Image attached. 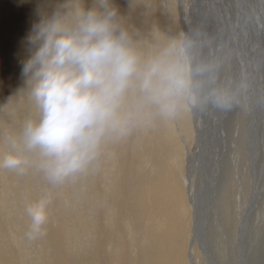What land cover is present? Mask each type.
I'll use <instances>...</instances> for the list:
<instances>
[{"label":"rangeland","instance_id":"374dc122","mask_svg":"<svg viewBox=\"0 0 264 264\" xmlns=\"http://www.w3.org/2000/svg\"><path fill=\"white\" fill-rule=\"evenodd\" d=\"M160 174V264H264V0H0V264H158Z\"/></svg>","mask_w":264,"mask_h":264},{"label":"bare ground","instance_id":"6f19581e","mask_svg":"<svg viewBox=\"0 0 264 264\" xmlns=\"http://www.w3.org/2000/svg\"><path fill=\"white\" fill-rule=\"evenodd\" d=\"M123 11V10H122ZM134 17V16H133ZM136 18V17H135ZM124 21V20H123ZM130 23V22H129ZM131 24V23H130ZM143 25H145V24H143ZM146 28V27H145ZM146 30H147V28H146ZM150 30V29H149ZM151 32V31H150ZM116 33V32H115ZM115 35H117V34H115ZM137 37H138V35H137ZM153 39V38H152ZM152 41V40H151ZM85 46V45H84ZM90 49V48H89ZM118 52V51H117ZM116 54V53H115ZM114 54V55H115ZM119 59V58H118ZM119 62V61H118ZM111 67H112V65H111ZM120 67V66H119ZM113 69V68H112ZM117 70V67L116 68H114V70ZM113 70V71H114ZM122 70V69H121ZM123 70H125L124 68H123ZM110 71V70H109ZM107 72H108V70H107ZM110 72H112V71H110ZM120 72V71H119ZM125 72V71H124ZM126 73H127V71H126ZM120 74H121V72H120ZM128 74V73H127ZM126 74V75H127ZM118 75H119V73H118ZM117 76V75H116ZM123 76V75H122ZM118 77V76H117ZM120 77V76H119ZM135 77V76H134ZM137 77V76H136ZM125 78V77H124ZM127 78V77H126ZM129 78V77H128ZM122 79V78H121ZM93 90H94V88H92ZM95 91H96V89H95ZM94 94H95V92H94ZM95 105V104H94ZM151 106V105H150ZM150 106H148V107H150ZM152 107V106H151ZM151 109V108H150ZM153 109V108H152ZM151 109V110H152ZM151 110H149V111H151ZM99 111V110H98ZM148 111V112H149ZM155 111H153V113H154ZM89 114H92V113H89ZM151 114V113H150ZM102 115H103V113H102ZM168 115V114H167ZM154 116V115H153ZM159 116V115H158ZM155 117V116H154ZM142 118V117H141ZM145 118V117H144ZM152 118V117H151ZM150 118V119H151ZM160 118H162L161 117V115L159 116V119ZM164 118V117H163ZM149 118H147V121H149L148 120ZM88 120V119H87ZM120 120V119H119ZM140 120V119H139ZM142 120V119H141ZM145 120V119H144ZM143 120V121H144ZM153 120V119H152ZM155 120V119H154ZM162 120V119H161ZM136 121V120H135ZM160 121V120H159ZM163 121V120H162ZM139 122V121H138ZM151 122V123H150ZM150 122H148V123H150V124H152L153 122L150 120ZM155 123H157L156 121H154ZM161 122V121H160ZM161 124V123H160ZM110 125V124H109ZM129 125V126H128ZM128 125H127V127H130V124L128 123ZM132 125H134V124H132ZM153 125V124H152ZM135 126V125H134ZM134 126H132V127H134ZM150 125H147V127H149ZM160 126V125H159ZM168 126V125H167ZM143 127V126H142ZM152 127V126H151ZM150 127V128H151ZM154 127V126H153ZM162 127V126H161ZM100 128V127H99ZM111 128V127H110ZM113 128V127H112ZM108 129V128H107ZM120 129V128H119ZM130 129V128H129ZM159 129V128H158ZM166 129V128H165ZM105 130V129H104ZM133 130V129H132ZM101 131V130H100ZM106 131V130H105ZM129 131V130H128ZM136 131H138V130H136ZM155 131V130H154ZM159 131H161V132H163L162 130H159ZM116 132V131H115ZM120 132V131H119ZM132 132V131H131ZM152 128H151V131H150V133H151V135H152ZM133 133V132H132ZM140 133V132H139ZM153 133H157V131H155V132H153ZM160 133V132H159ZM158 133V134H159ZM168 133V132H167ZM130 134V133H129ZM141 135L143 134V133H140ZM154 134V135H155ZM157 134V135H158ZM161 134V133H160ZM116 135H117V133H116ZM116 135H114V136H116ZM118 135H119V133H118ZM117 135V136H118ZM122 134H120V136H121ZM144 135V134H143ZM142 135V136H143ZM147 135H149V134H146L145 136L146 137H148ZM130 136V135H129ZM140 136V135H139ZM153 136V135H152ZM151 136V137H152ZM103 137H104V135H103ZM113 137V136H112ZM146 137H145V140H144V138H143V140L144 141H146ZM154 137V136H153ZM157 137V136H156ZM155 137V138H156ZM108 139H110L109 137H107ZM140 138V137H139ZM166 138V137H165ZM104 139V138H103ZM127 139V138H126ZM169 139V138H168ZM148 140V139H147ZM165 140V139H164ZM112 141V140H111ZM130 141V140H129ZM105 142V141H104ZM113 142V141H112ZM166 142V141H165ZM164 142V143H165ZM109 143V142H108ZM130 143V142H129ZM136 143V142H135ZM138 143V142H137ZM163 143V144H164ZM120 144V143H119ZM126 144V143H125ZM140 144V143H139ZM142 144H143V142H142ZM168 144H169V142H168ZM105 145V144H104ZM111 145V144H110ZM145 145V144H144ZM143 145V146H144ZM165 145V144H164ZM106 146H108V145H106ZM114 146V145H113ZM121 146V145H120ZM123 146V145H122ZM141 146V145H140ZM142 146V147H143ZM115 147H118V146H115ZM130 147V146H129ZM128 147V148H129ZM119 148V147H118ZM125 148V147H124ZM127 148V147H126ZM120 150H121V148H119ZM142 149H144V147L142 148ZM140 150V149H139ZM146 151V150H145ZM112 152V151H111ZM117 152V151H116ZM104 153V152H103ZM120 153V152H119ZM118 156V155H117ZM106 157V156H105ZM120 157V156H119ZM118 157V158H119ZM15 158V157H14ZM101 158V157H100ZM122 158V157H121ZM120 158V159H121ZM174 159V158H173ZM113 160V159H112ZM125 160V159H124ZM107 161V160H106ZM119 161H121V160H119ZM132 161L134 162V159H132ZM9 162H11V161H9ZM113 162H114V160H113ZM115 164V163H114ZM119 164V163H118ZM135 163H133V165H134ZM117 165V164H116ZM112 166V165H111ZM114 166V165H113ZM115 168V167H114ZM117 168V167H116ZM119 168V167H118ZM118 168H117V170H118ZM120 171H121V169H120ZM115 174V173H114ZM117 174H120V173H118L117 172ZM116 174V175H117ZM169 174V173H168ZM172 174V173H171ZM122 177V175H120V178ZM97 178H98V176H97ZM116 177H115V175H114V179H115ZM129 180H130V178H128ZM96 180V179H95ZM104 180L106 181V178H104ZM109 181H111L110 179H108ZM113 180V179H112ZM108 181V182H109ZM163 181H164V177H163V175L162 174H160V175H158L156 178H155V180H154V183H153V187H151L150 186V188L149 189H147L146 191H145V195H142V196H140L139 198H138V201H137V199H135L134 200V202H136L135 204H134V214H135V218H136V221L137 222H141V221H143V220H146L147 221V223H149V226H148V229H147V234H149V236H151V237H158V239H159V242L161 243V245H160V243H159V247L161 246V247H163L164 245H166L164 248H162V249H160V248H157L156 249V247H155V244H153V246L155 247V249L157 250V258H154V261L156 260V263H158V264H160V262L162 263V262H165V248L167 247V245L169 244V242L171 241V239H170V237H171V231H167V230H164V226H163V224H162V222H161V220H159L158 219V217L160 216V212H159V210L157 209V210H153L154 208H156L154 205H153V203L151 202L152 201V199L153 200H157V193L158 192H160V190H161V187L162 186H164L163 185ZM96 182V181H95ZM113 182V181H112ZM127 182V181H126ZM128 182H130V181H128ZM114 183H115V181H114ZM122 183V182H121ZM113 184V183H112ZM117 184V183H116ZM118 184H120V183H118ZM129 184V183H128ZM109 185H111V184H109ZM114 186H115V184H113ZM33 186V185H32ZM98 186V185H97ZM112 186V185H111ZM120 186H122L121 184H120ZM129 185H127V187H128ZM110 187V186H109ZM108 187V188H109ZM133 187V186H132ZM198 187V186H197ZM98 188V187H97ZM107 188V187H106ZM110 189V188H109ZM113 189V188H112ZM116 189V188H115ZM119 191H120V188L118 189ZM199 190V189H198ZM108 191V190H107ZM152 191V195H149L147 192H151ZM117 192V191H116ZM128 192V191H127ZM156 192V193H155ZM102 193V192H101ZM107 193V192H106ZM105 193V194H106ZM114 193V192H113ZM94 194H96V193H94ZM108 194V193H107ZM117 194H118V192H117ZM135 194V193H134ZM122 195V194H121ZM120 195V196H121ZM195 195H196V200L199 198V196H198V193H195ZM146 196V197H145ZM102 197V196H101ZM104 197H105V195H104ZM117 197H118V195H117ZM152 197V198H151ZM183 200H184V197H182V196H180ZM106 198V197H105ZM151 198V199H150ZM102 199V198H101ZM111 199H113V197L111 198ZM119 200V199H118ZM139 201H141V202H139ZM107 202V201H106ZM110 202V201H109ZM119 202V201H118ZM132 204V203H131ZM110 206V205H109ZM153 206V207H152ZM166 206V205H165ZM175 206V205H174ZM106 207V206H105ZM127 207V206H126ZM111 209H113L112 207H111ZM110 209V210H111ZM166 209H168L169 211H172V212H176V211H173L174 210V207H172L171 209H169V207H168V205H167V207H166ZM109 210V209H108ZM109 210V211H110ZM117 212V211H116ZM124 212V211H123ZM108 214V213H107ZM171 215H172V217H180L183 221L184 220H187L188 219V212H187V209L185 208V206H184V204L178 209V211H177V214H178V216H174V214H172V213H170ZM15 215V214H14ZM112 217H113V215H112ZM109 218V217H108ZM19 219V218H18ZM114 220H115V218H114ZM6 221V220H5ZM64 221V220H63ZM117 221V220H116ZM182 221V222H183ZM103 222V221H102ZM10 223H11V221H10ZM18 223V222H17ZM16 223V224H17ZM124 223H125V221H124ZM164 223H165V221H164ZM186 223V222H185ZM187 224V223H186ZM133 225V224H132ZM115 226V225H114ZM170 227H172V224H171V226ZM174 228H177V227H174ZM92 229V228H91ZM56 230V229H55ZM108 231V230H107ZM56 232H57V230H56ZM112 232V231H111ZM114 234V233H113ZM128 234H130L129 232H128ZM140 234V233H139ZM138 234V235H139ZM142 234V233H141ZM122 235V234H121ZM131 235H133V234H131ZM196 235L197 234H195L194 233V239H195V237H196ZM107 237V236H106ZM134 237V236H133ZM107 238H109V237H107ZM111 239V238H110ZM134 239L135 238H133V240L132 239H129V237H128V240H129V244L131 245V246H134L132 243L134 242ZM143 239V238H142ZM135 240H138V239H135ZM42 241H43V239H42ZM111 241V240H110ZM124 241H126V240H124ZM112 242V241H111ZM143 242V241H142ZM149 241H146L145 243H148ZM126 243H127V241H126ZM150 243V242H149ZM120 244L122 245V243L120 242ZM125 245H127V244H125ZM145 245V244H144ZM170 245H171V243H170ZM146 246L148 247V245L146 244ZM145 246V247H146ZM125 247H128V245L127 246H125ZM144 247V246H143ZM144 247V248H145ZM140 249V247H136V249ZM142 248V247H141ZM173 248V247H172ZM138 249V250H139ZM146 249V248H145ZM148 249V248H147ZM141 251L143 250V249H140ZM115 251V250H114ZM113 251V252H114ZM117 251V250H116ZM127 251H129V254H131L134 258H135V260H136V262L139 260V252L137 253V251H135V249H134V247H130V248H128L127 249ZM146 252V251H145ZM150 252V251H149ZM118 253V252H117ZM12 254V253H11ZM116 253L114 252V255H115ZM152 254H154V253H152ZM168 254V253H167ZM126 255V254H125ZM130 255V256H131ZM119 256V255H118ZM131 256V257H132ZM175 256V255H174ZM171 258V257H170ZM174 258H176V257H174ZM132 259V258H131ZM131 259H130V261H131ZM61 260V259H60ZM114 260V259H113ZM134 260V259H133ZM173 260V259H172ZM147 261H148V258H147ZM128 262V261H127ZM135 262V261H134ZM149 262V261H148ZM147 262V263H148ZM1 263V262H0ZM166 263V262H165ZM134 264V263H133Z\"/></svg>","mask_w":264,"mask_h":264},{"label":"water","instance_id":"95a60500","mask_svg":"<svg viewBox=\"0 0 264 264\" xmlns=\"http://www.w3.org/2000/svg\"><path fill=\"white\" fill-rule=\"evenodd\" d=\"M201 210H200V208L198 209V207H197L196 208V211H195L196 214H198L199 216H201V214H202L201 213ZM197 221H198V219L196 220L195 225H194V233L198 235V230H199L200 225H199V223ZM197 235H196V237H197ZM196 237H195V239H196ZM195 239H193V240H195ZM199 247L203 251L202 244H199Z\"/></svg>","mask_w":264,"mask_h":264}]
</instances>
